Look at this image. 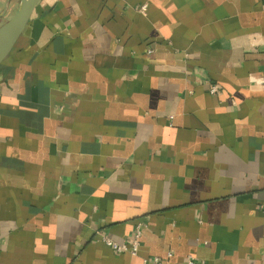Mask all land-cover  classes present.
I'll use <instances>...</instances> for the list:
<instances>
[{
  "label": "crops",
  "instance_id": "crops-1",
  "mask_svg": "<svg viewBox=\"0 0 264 264\" xmlns=\"http://www.w3.org/2000/svg\"><path fill=\"white\" fill-rule=\"evenodd\" d=\"M189 256L264 264V0H41L0 65V264Z\"/></svg>",
  "mask_w": 264,
  "mask_h": 264
},
{
  "label": "water",
  "instance_id": "water-1",
  "mask_svg": "<svg viewBox=\"0 0 264 264\" xmlns=\"http://www.w3.org/2000/svg\"><path fill=\"white\" fill-rule=\"evenodd\" d=\"M13 0H5L0 18H3L9 10V5ZM41 0H18L17 8L5 24L0 27V65L11 53L20 37L25 32L32 13Z\"/></svg>",
  "mask_w": 264,
  "mask_h": 264
},
{
  "label": "built area",
  "instance_id": "built-area-1",
  "mask_svg": "<svg viewBox=\"0 0 264 264\" xmlns=\"http://www.w3.org/2000/svg\"><path fill=\"white\" fill-rule=\"evenodd\" d=\"M145 10V7L142 8V11ZM209 93L212 96H218L220 94V88L218 85H212L209 89ZM143 223H138L135 227L134 233L132 235V238L130 239L129 243H118L115 242L107 237H103V243L112 249L117 254H125L128 253L134 257L138 255V250L140 246V241L142 238V231H143ZM145 262H148L146 260ZM152 262L154 264H160V259L154 258L152 259ZM188 264H204L203 262L198 261L195 257L189 256L188 257Z\"/></svg>",
  "mask_w": 264,
  "mask_h": 264
},
{
  "label": "rangeland",
  "instance_id": "rangeland-1",
  "mask_svg": "<svg viewBox=\"0 0 264 264\" xmlns=\"http://www.w3.org/2000/svg\"><path fill=\"white\" fill-rule=\"evenodd\" d=\"M2 1V2H1ZM0 1V11L3 8V0ZM18 5V0H13L9 5L8 13H13ZM4 22V18H0V25Z\"/></svg>",
  "mask_w": 264,
  "mask_h": 264
},
{
  "label": "trees",
  "instance_id": "trees-1",
  "mask_svg": "<svg viewBox=\"0 0 264 264\" xmlns=\"http://www.w3.org/2000/svg\"><path fill=\"white\" fill-rule=\"evenodd\" d=\"M1 1V0H0ZM2 2V1H1ZM4 3H5V0H3V7H4ZM17 8V7H16ZM2 10H3V8H2ZM1 10V11H2ZM16 10V9H15ZM0 11V12H1ZM15 12V11H14ZM14 12L13 13H7L3 18H4V22L0 25V27L3 25V24H5L8 20H10L11 19V17L13 16V14H14Z\"/></svg>",
  "mask_w": 264,
  "mask_h": 264
}]
</instances>
